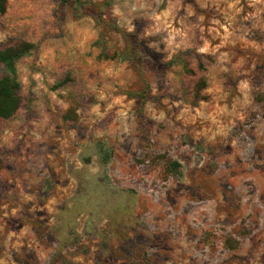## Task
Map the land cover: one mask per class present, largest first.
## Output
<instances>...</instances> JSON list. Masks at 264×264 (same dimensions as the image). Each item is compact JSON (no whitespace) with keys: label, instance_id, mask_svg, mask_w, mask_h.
<instances>
[{"label":"rangeland","instance_id":"1","mask_svg":"<svg viewBox=\"0 0 264 264\" xmlns=\"http://www.w3.org/2000/svg\"><path fill=\"white\" fill-rule=\"evenodd\" d=\"M79 1L6 0L0 16V50L34 45L16 64L19 109L0 121V264H264V28L237 20L234 37L257 49L237 41L221 62L197 51L193 27L190 47L169 59L167 32L145 35L151 13L115 15L134 0ZM200 2L180 0L174 26L222 19ZM86 21L95 36L82 53L69 24ZM49 49L55 62H41ZM93 58L127 68L101 77ZM217 108L218 124L205 119ZM93 200L108 223L92 212L75 223Z\"/></svg>","mask_w":264,"mask_h":264},{"label":"clouds","instance_id":"2","mask_svg":"<svg viewBox=\"0 0 264 264\" xmlns=\"http://www.w3.org/2000/svg\"><path fill=\"white\" fill-rule=\"evenodd\" d=\"M32 8L31 5L28 6ZM201 8H213L219 12V15L222 19L212 18L208 23V26L205 27L204 21L205 17L200 16L198 17L200 23L199 25L195 26H188L183 21H176L175 24L178 26H174V9H180V0H177L175 4L169 3L166 7L161 8L160 4L157 3L153 6L152 3H148L147 0H134V2L129 3L125 2L120 6L123 8V12L120 8L115 10V15L120 16L121 19H125L127 17H131L133 13L136 12H143L144 14L151 13L150 18L155 21L154 27L145 33L146 36H151L161 31L167 32V37L163 40V43L166 45V50L170 53L169 59H172V56L177 52V50H182L184 48L190 47L188 40H189V33L192 31L193 27H198L199 31L202 33L201 40L203 41L202 47H200L197 51L201 54H216L219 53V61L227 62L229 61L230 57L228 52L220 51L221 49L225 48L227 45H234L237 41L242 42L245 46L252 48L253 50L257 49V45L255 43H249V41L244 40L243 37H234L233 34V25L236 23L237 20L248 21L250 19H255L256 24L253 27L259 25L260 27L264 28V21H262V16H264V0H201L200 2ZM250 9V11H249ZM188 16L195 15V12L191 7L186 9ZM244 13V15H241ZM186 19V18H185ZM24 23H34L38 24V22L23 21ZM85 23L87 26L84 28H78L75 24H69V28L77 33V47L81 49V52L87 51L85 47L86 42L93 36H95V32L90 31L91 28V21L82 22ZM129 32L132 31L131 27L127 29ZM207 33V36L204 33ZM177 38H179V42H177ZM2 39V37H0ZM215 41H219L218 43H214ZM44 57H47L50 63L55 62V58L53 56V51L49 49L44 53V56L41 57V62L43 61ZM243 63V60H239L235 67H239L240 64ZM87 64L90 68L97 69L100 72L101 77H111L113 79L120 78L124 73L125 69L127 68V64L124 62H118L117 64H96L94 63L93 59H87ZM220 71H226V69L220 68ZM35 79L39 81V75L35 76ZM27 83V80L24 81ZM42 87V85H39ZM246 85L242 84L241 88H244ZM89 87L94 88L95 86L90 84ZM101 99H104L103 94L100 96ZM53 100H56L55 95L52 96ZM57 103L63 104L62 101H56ZM115 103H119L120 100L114 101ZM131 103V102H129ZM167 103V101H165ZM67 107L66 104H64ZM112 105L109 104L108 107L110 108ZM97 116L103 115L99 111V106L92 109ZM224 112L223 108H217L214 112L210 114V117H205V119L211 118L214 123H219L216 117ZM124 112L121 111L120 116H124ZM197 115H201V113H197ZM195 119V117L193 118ZM211 131V129H209ZM223 131V129H221ZM7 138V137H6ZM72 163L74 164L76 169H83L84 165L76 159V157H72ZM95 163V161H94ZM87 171L92 173H97L98 169L92 166H89ZM87 178V177H86ZM91 183L95 184L94 177L90 178ZM71 180V186L76 184V180ZM67 191V190H66ZM50 204L52 202H49ZM99 202L93 200L91 204H84L83 201L81 205H79L73 213L74 222L80 224L81 220L89 221L88 212H92L93 215L91 217V221L98 222L100 226L108 223V209L104 207H97ZM51 211V208H49ZM79 212L80 215L76 217V212Z\"/></svg>","mask_w":264,"mask_h":264},{"label":"trees","instance_id":"3","mask_svg":"<svg viewBox=\"0 0 264 264\" xmlns=\"http://www.w3.org/2000/svg\"><path fill=\"white\" fill-rule=\"evenodd\" d=\"M59 1L62 4L73 1L75 5H81L79 0ZM5 10L6 0H0V16L4 15ZM33 49V44L21 42L15 46L0 50V72L2 73L0 77V121L10 119L19 109L20 100L17 93L20 90V84L17 79L16 64L21 59L29 56ZM113 56V58H116L118 55L115 54ZM122 59H124L123 55Z\"/></svg>","mask_w":264,"mask_h":264}]
</instances>
